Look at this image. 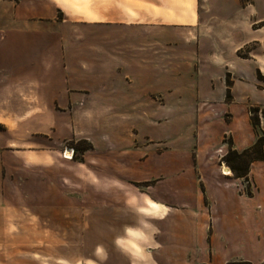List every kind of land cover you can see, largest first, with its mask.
Wrapping results in <instances>:
<instances>
[{"label":"crops","instance_id":"obj_1","mask_svg":"<svg viewBox=\"0 0 264 264\" xmlns=\"http://www.w3.org/2000/svg\"><path fill=\"white\" fill-rule=\"evenodd\" d=\"M155 22L176 30L197 27L201 22L199 0H0V264L20 262L26 246L45 243L50 247L68 245L64 260H74V235H67L72 241L66 236L59 243V212L52 209L54 206L49 203L43 207L38 202L33 210L13 199L26 196L28 168L51 170L61 157V142L84 138L92 147L83 152L82 159L74 154L73 159L62 162L82 168V187H87L90 171L96 168L98 197L119 199L108 205L100 203L97 209L101 231L98 264H116L119 259L125 264L264 260V180L262 187L248 196L236 185L243 178L233 172L222 174L221 165L216 166L212 156L217 149H221L219 155L228 151L222 142L225 133L232 135L238 151L256 140L255 134L251 140L243 138L252 126L250 105H264V88H258L254 70L248 82V72L237 74L231 64L228 66L233 75V100L229 103L225 86H221V94L213 87L203 93L202 98L211 105L200 115L204 125L201 143L186 142L190 131L176 144L167 143L163 134L158 161L150 145L142 166L137 168L136 160L130 157L134 139L125 134L127 130L122 132L123 124L128 125L122 118L136 113L127 93L138 84L123 78L119 65L138 66L137 41L127 47L125 55L110 50L117 49L118 39H137L138 32L132 28ZM74 23L100 27L101 57L96 65H91L85 41L89 31L75 30ZM79 38L81 43L75 41ZM144 51L152 55L153 46L146 45ZM242 60L248 62L249 58ZM93 66L99 70L98 78L90 77ZM257 66L264 74V66ZM141 82L147 85L148 79ZM226 112L232 114L231 122L225 121ZM141 113L150 116L145 107ZM83 118H97V127L85 129ZM95 154L96 163H92ZM153 162L157 166L149 172ZM191 162L193 168L183 169ZM171 170L179 172L167 175ZM155 171L164 174L154 184H147L152 190L141 192L135 201L132 194L120 189L125 181L149 182ZM31 182L44 199L54 190L52 178L39 175ZM77 194L82 199L88 196L85 189ZM88 213L84 205L69 208L65 211L69 222L61 224L70 232L81 230L80 235L86 237ZM44 214L50 215L49 223ZM43 229L56 233L50 235L49 242L43 241ZM26 230H33V237L19 236ZM52 251L51 261H61L62 257Z\"/></svg>","mask_w":264,"mask_h":264},{"label":"rangeland","instance_id":"obj_2","mask_svg":"<svg viewBox=\"0 0 264 264\" xmlns=\"http://www.w3.org/2000/svg\"><path fill=\"white\" fill-rule=\"evenodd\" d=\"M199 10L201 22L197 27L190 28L185 26L176 30L175 28L164 27L156 22L137 25V27L132 28V30L136 29L138 32L137 39L135 37L118 39L117 49L110 50L111 53H116V55L120 53L126 54L129 51L127 47L131 44L134 45L135 41H137L139 63L136 67L138 69L134 70L136 68L134 67L135 63L119 65L122 77L135 80L134 83L138 84L132 87L133 91L130 94L129 92L127 93V96H130L134 103L136 113L130 118H122L123 123L128 121V125L123 124L122 132L124 133L127 130L125 134L128 133L134 139L131 146L134 149L129 153L130 157L136 160L137 168L143 165L141 161L145 159L147 151L150 153L151 150H146L149 145V148L152 149L154 160L158 161L160 159L158 155L163 152L164 147L162 145L163 134L166 135L165 141L167 143L176 144L177 141L182 140L183 133L190 131L189 139L186 142L197 141L201 143V132L204 129V125L203 118L200 115L206 113L207 107L211 105L207 102V99L202 98V95L204 92L207 94L211 91L212 87L215 88L217 94H221L220 88L225 86V94L227 96L228 86L226 80H231V85L233 84V75L228 67L230 64V67H233L237 74H246L248 72V82L252 80L251 75L252 70H254L258 88H264V81L259 79V73L263 77L264 74L257 66L258 63L264 66V0H199ZM122 28L129 29L126 26ZM74 29L89 31L90 37L85 39V41L89 45L91 65H96L99 57H101L99 54L101 39L97 37L100 27H97L96 24L85 26L83 23H74ZM75 41H80L81 43L82 39H75ZM146 45L153 46L152 55L144 53ZM247 58H249L248 62H240L243 61L242 59ZM93 67L90 70V77L98 78L100 76L99 70L97 67ZM142 79H148L147 85H142ZM207 90L209 91L207 92ZM87 92L89 93L88 90ZM230 93L231 97L225 98L227 103L233 100L231 86ZM259 97L262 98V96ZM253 99L255 100L254 97H252ZM82 104L83 102L80 103V105ZM144 107L149 110L150 116H145L141 113V109ZM249 114L252 126L249 132L243 133V138L248 141L255 134L256 142L258 137L264 134L262 126L264 105H250ZM232 117L230 112H226L224 115L226 122H231ZM254 117H259L260 119L258 127H254L252 124V118ZM90 122L92 123L91 125ZM81 123H83L82 125L85 129L91 130L97 127V118H83ZM212 127L213 125H211V132L212 130L214 132L215 129ZM220 129L221 127H218L216 131L219 132ZM146 131H148V134ZM213 134L215 135L216 132ZM222 142L228 146V151L224 152V155L217 154L218 150L221 149L214 151L212 156L215 157L216 166L227 165L224 159L227 158L231 148L235 149L234 139L231 134L225 133ZM90 147H92V143L86 138L79 141L73 139L61 142L62 158L59 157V160L56 161L51 170H45V168L38 170V166L28 168L25 182L26 196L23 199L20 197L13 199L14 202H19L20 205L25 204L26 207L31 206L32 209L33 206H37L38 202H41L43 207H48V204L51 203L54 206L52 209L59 212L56 215L59 225L57 230L59 243L65 241L67 235H74L72 240L76 245H74V250L71 253L74 260L69 262L64 260L68 245L58 244L57 247H50L45 243L46 245L40 247L26 246L23 252L25 255L21 256L22 261L11 264H98L97 243L101 231L97 221V209L100 203L108 205L119 199L98 197L96 168L90 171L87 187L85 185L82 187L83 184L80 182L82 168L65 164L61 160L66 159L63 154L70 148L75 149V158L81 160L83 152ZM94 156L92 163H96L97 156L96 154ZM156 166V162L149 164V172L151 169L154 170ZM227 166L230 167L229 165ZM34 168H37V170ZM186 168H193L192 162L188 166L183 167V169ZM177 172L179 171L171 170L166 172V174L171 175ZM163 174L161 171H155L153 179H150L149 182H134L132 184L125 181L120 186V189L123 193L132 194L134 197L133 201H135L136 196H139L141 192L152 190L147 184H154ZM250 174L248 181L243 178L236 182V185L241 192L248 196H253V193L259 187H262L263 184L264 162H255L250 165ZM39 175L43 179L52 178L55 181L54 190L51 193L47 192L49 195L51 194V197L48 195V198L44 199L38 196L39 192L34 190V183L31 181L34 176L38 177ZM82 189H85L86 194H88L84 199L77 194V191ZM83 205L89 211L86 215V237L80 235L81 230L70 232L69 229L61 224L65 221L67 222L68 219L66 218L70 217L65 214L67 209H76ZM123 205L128 204L123 203ZM43 216L47 218L46 221L49 220V223L50 215L44 214ZM52 217L54 216L52 215ZM43 221L45 222V220ZM54 233L55 231L53 230L43 229L41 231L43 241L47 240L49 242L48 238L50 235L53 236ZM33 234V230H26L20 231L19 236L29 238L33 237ZM69 238L67 239L69 240ZM72 240L70 239L69 241ZM51 251L62 257V260L59 262L51 261L49 255ZM116 264H125V262L119 259ZM191 264L199 263L197 261ZM211 264L225 263L215 261ZM252 264H264V260L256 261Z\"/></svg>","mask_w":264,"mask_h":264},{"label":"trees","instance_id":"obj_3","mask_svg":"<svg viewBox=\"0 0 264 264\" xmlns=\"http://www.w3.org/2000/svg\"><path fill=\"white\" fill-rule=\"evenodd\" d=\"M259 79L264 81V77L259 73ZM228 89H227V98H230V86L231 80H226ZM253 113V111H252ZM252 124L254 127H258L260 125L259 117L252 118ZM0 129H3V126L0 124ZM87 150V149H86ZM264 160V134L259 136L257 141L251 145L250 147L244 149L242 152L237 151L236 149H232L228 152L227 158L224 161L229 165L232 169L235 177L244 178L245 180H249V172L250 165L254 161ZM227 264H252L249 261H231Z\"/></svg>","mask_w":264,"mask_h":264},{"label":"bare ground","instance_id":"obj_4","mask_svg":"<svg viewBox=\"0 0 264 264\" xmlns=\"http://www.w3.org/2000/svg\"><path fill=\"white\" fill-rule=\"evenodd\" d=\"M70 154H71V152H67V156L65 157V158H67V159H70L71 157H70ZM220 171H221V173L222 174H224V175H231L232 174V170H231V168L230 167H228L227 165H221V167H220Z\"/></svg>","mask_w":264,"mask_h":264},{"label":"built area","instance_id":"obj_5","mask_svg":"<svg viewBox=\"0 0 264 264\" xmlns=\"http://www.w3.org/2000/svg\"><path fill=\"white\" fill-rule=\"evenodd\" d=\"M71 152V154H70V159H72L73 158V156H74V153H75V149L74 148H70L69 150H66L65 151V153L63 154V156H64V158L67 156V152ZM67 159V158H66Z\"/></svg>","mask_w":264,"mask_h":264}]
</instances>
